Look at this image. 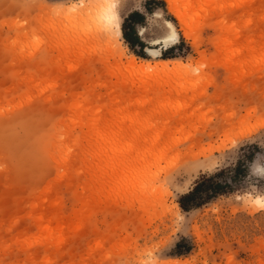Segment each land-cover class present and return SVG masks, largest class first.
Listing matches in <instances>:
<instances>
[{
  "label": "rangeland",
  "instance_id": "rangeland-1",
  "mask_svg": "<svg viewBox=\"0 0 264 264\" xmlns=\"http://www.w3.org/2000/svg\"><path fill=\"white\" fill-rule=\"evenodd\" d=\"M163 1L0 0V264H264V209L238 199L264 196V0H199L183 20ZM133 11L148 58L122 36ZM94 117L122 130L104 160ZM249 143L251 176L183 211Z\"/></svg>",
  "mask_w": 264,
  "mask_h": 264
},
{
  "label": "trees",
  "instance_id": "trees-1",
  "mask_svg": "<svg viewBox=\"0 0 264 264\" xmlns=\"http://www.w3.org/2000/svg\"><path fill=\"white\" fill-rule=\"evenodd\" d=\"M164 4L163 0H159ZM150 1L146 2V8L151 11ZM145 15L140 11H133L125 19L122 26V36L133 51L139 57L148 58L144 51L147 43L141 38L136 28V23H144ZM140 48L137 51L136 48ZM175 48L170 47L162 52V57L169 59L175 58L176 55L171 53ZM242 155L238 158L236 164L232 166L222 167L212 174H202L195 182L193 187L182 193L177 202L183 211L188 212L192 209L202 207L208 202L218 198L222 195H228L235 192V189L241 185L247 177L251 176L252 165L257 160L258 154L261 152V147L257 143H249L243 145ZM178 255L188 253L192 249L186 239L176 244Z\"/></svg>",
  "mask_w": 264,
  "mask_h": 264
},
{
  "label": "bare ground",
  "instance_id": "bare-ground-1",
  "mask_svg": "<svg viewBox=\"0 0 264 264\" xmlns=\"http://www.w3.org/2000/svg\"><path fill=\"white\" fill-rule=\"evenodd\" d=\"M170 5H171V9L177 12V15L180 17H182L181 20H183V18L187 16V14L191 11V9L196 10V6L199 3V0L197 1V4L195 5L196 2H192L191 0H168ZM193 4L195 7H193ZM186 15V16H185ZM103 20H105L106 22L110 23V22H116V19L118 17V13L116 11H111V9H107L105 10L104 14H103ZM117 23V22H116ZM169 27L174 30V25L172 24V22L168 21L167 22ZM178 37L177 33L174 31L172 35L164 38L161 41H157L156 43H165L164 45H168L170 41L172 40H176ZM166 47V46H165ZM148 53H154L155 51H157L156 49L153 48H148L147 49ZM128 67L130 69H132L133 71L135 70L136 72H148L150 70H163L168 68L167 64H162V68L160 67L159 64L156 65H152V64H145V63H141L139 64L135 58H132L129 63H128ZM174 67L176 68V65H174ZM100 117H94L93 119H90L89 123L91 125L94 126V134L95 137H97L94 140V143L96 144V153L97 155H99L100 160H104L105 157L100 156V150L103 148V146L105 145V142H112L114 140H117V138L119 137L120 134H122V130L113 126V125H106V123H101L104 121H101ZM107 119V118H106ZM104 124V125H103ZM95 153V154H96Z\"/></svg>",
  "mask_w": 264,
  "mask_h": 264
},
{
  "label": "clouds",
  "instance_id": "clouds-1",
  "mask_svg": "<svg viewBox=\"0 0 264 264\" xmlns=\"http://www.w3.org/2000/svg\"><path fill=\"white\" fill-rule=\"evenodd\" d=\"M241 199L245 205V207L253 208V209H264V196H256V197H247V198H238ZM259 201L260 203H257Z\"/></svg>",
  "mask_w": 264,
  "mask_h": 264
},
{
  "label": "snow or ice",
  "instance_id": "snow-or-ice-1",
  "mask_svg": "<svg viewBox=\"0 0 264 264\" xmlns=\"http://www.w3.org/2000/svg\"><path fill=\"white\" fill-rule=\"evenodd\" d=\"M257 172L264 175V168H259L257 169ZM257 203H260L259 201H257Z\"/></svg>",
  "mask_w": 264,
  "mask_h": 264
}]
</instances>
